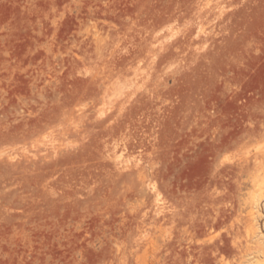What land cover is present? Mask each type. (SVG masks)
Wrapping results in <instances>:
<instances>
[{"label": "rangeland", "instance_id": "1", "mask_svg": "<svg viewBox=\"0 0 264 264\" xmlns=\"http://www.w3.org/2000/svg\"><path fill=\"white\" fill-rule=\"evenodd\" d=\"M0 264H264V0H0Z\"/></svg>", "mask_w": 264, "mask_h": 264}]
</instances>
